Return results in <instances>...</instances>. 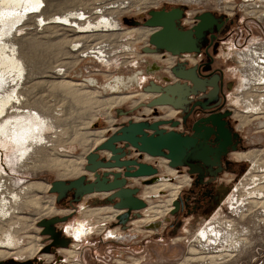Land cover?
Listing matches in <instances>:
<instances>
[{
  "label": "rangeland",
  "instance_id": "1",
  "mask_svg": "<svg viewBox=\"0 0 264 264\" xmlns=\"http://www.w3.org/2000/svg\"><path fill=\"white\" fill-rule=\"evenodd\" d=\"M54 1L59 5L47 10L46 15L51 18V22L46 27L40 25V17L32 19L28 18V15H25L16 27L7 33L0 24L1 40L5 44H13L19 51L23 42L28 43H24V47L27 48L26 53H18L24 69L20 77L14 72L16 80L10 82L11 88L18 83L17 89L20 90L21 101L16 111H35L44 117L47 115L46 118L54 122L57 131L52 130L51 133H47L48 141L43 142L34 152L32 148L24 161L5 163L6 173L0 178L6 181V186L1 192L4 196H8V199L13 192H18L20 197L17 202H13L12 199V203H8L9 212L0 219L2 225L0 227L3 228L2 230L12 231L16 244L0 247L8 252L6 256L0 257V264H264V205L254 202V200L264 201V161L254 165L251 160L238 159L235 152L228 154L223 160V170L202 181L201 203L195 211L189 212L180 211L174 206V202H178V197L190 193L192 188L193 176L188 173V167L180 166L174 169L168 166V162L163 163V158L149 156L151 158L146 161L159 167V179L169 176L174 179L173 181L169 179L170 183L177 185L179 190L181 186L182 188L174 202H168L173 193L171 187L161 189L159 196L147 201L144 196L145 190L146 186L151 184L144 185L139 179L132 180L131 186L140 187L138 195L147 201V206L144 207L145 209L132 211L130 218L124 223L118 219V214L124 210L114 217L111 216L116 209L112 202L105 201L103 195L106 194L96 193L91 194V197L85 195L79 201H72L73 191H69L60 200L57 198V192L50 191L53 181L58 179L69 181L84 173V165L87 163L85 156L92 150L94 139L98 138L100 143L120 126L128 123L129 119H178L181 116V109H176L178 113L173 117H165L161 108L163 106L158 107L159 113L154 115L153 110L139 105L152 98V93L145 92L142 87L147 84L150 77L162 82L163 76L168 75V64L163 62L165 58L163 59L160 54H156L159 55L157 58L153 57V54L145 55L147 52L143 50L148 46L149 36L152 33V28L144 25L149 16L148 12L152 9H170L177 6L184 8L181 25L188 28L195 23L197 15L205 11H211L216 16L229 20L220 33L218 44L211 50L214 64L207 70L200 68V74L202 77L215 74L223 79L221 108L226 111L231 110L233 113L230 120L241 140L237 151L249 150L250 153L263 150L264 101L260 98L264 93V84L258 85L256 89L254 83L243 85L241 79L246 73L244 70L247 71L251 65L255 66L252 60L255 62L256 58L264 59V6H262L264 1L224 0V3L223 0ZM69 10L84 12L85 18L81 20L82 22L88 19L97 22L102 17L118 19L123 29L140 27L144 29L145 34L138 38V34L128 36L125 33H117L120 30H110L108 27L105 29L104 26L103 29L101 26L98 30L94 28L79 32L77 27L55 22L57 16ZM252 10L257 14L249 13ZM19 26L23 29L17 31ZM113 31H116V34L103 36ZM82 34L89 36L84 39L79 38ZM100 42L107 44L104 51L108 59L106 64H102L98 57H83L84 50ZM74 43L79 44L74 46ZM55 44L59 45L58 49ZM7 49L9 53L10 49ZM224 52L231 56L226 58ZM241 52L245 53L243 56L245 55L247 60L237 55ZM249 53L251 56L248 57ZM199 57L200 53L193 55L195 59ZM143 59L147 61L144 62ZM156 59L162 61V63L157 61L161 68L151 70ZM236 60H242V63L238 64ZM189 64L193 63L189 62ZM139 68H143L145 73L149 70L148 72L152 74L146 77L148 80L146 79L142 86L123 87L120 88L119 93L113 92L109 86L104 87L109 81L115 83L113 81L115 75H129ZM59 69H62L65 78L58 72ZM154 73L159 76L155 77ZM258 74L260 75L261 72ZM172 77L175 79L173 75ZM91 78L97 79L93 82L95 84L90 82ZM64 79L84 84L72 85V88H60L56 83ZM4 82V80L1 82L2 89L7 85ZM86 91L91 97L87 98V102L74 99L76 93L84 95L86 99L88 95L85 94ZM133 91L148 95L141 99L136 97L139 101L136 104L128 100L127 103L122 102L108 107L103 101L113 95ZM242 98H251V101L262 106L255 110L247 108V102L243 103ZM130 109H134L133 112L125 113ZM195 118L197 117L193 114L191 121ZM180 129L184 132L190 131L186 127ZM94 132L102 133L98 136ZM107 153L101 152V155H108ZM262 155L264 159V154ZM67 167H77L82 173L69 174L70 172H66ZM169 168L174 170L172 175L168 173ZM183 174L189 176V184L182 182ZM33 182H40L45 187L25 190ZM257 187L263 190L262 198L250 193ZM33 197L38 199V205L31 202ZM192 203H195L193 198ZM160 204L166 205L162 207L167 208V211L170 207L172 209L168 213L165 211L166 214H157L153 218L151 216L153 213L147 212L146 209L149 206H161ZM49 207H53V210H49ZM96 207H107V210L92 213L87 219L84 218L83 209L90 211L99 209ZM64 216L68 218L56 223L55 228L59 237L66 242L57 243L50 234L43 233L45 228L40 223L44 219ZM104 216L108 218L104 219ZM143 218L152 221L139 222ZM136 219L138 224L134 223ZM80 222L85 223L91 235L88 234L82 241L77 242L65 230L68 228L67 225L74 228ZM158 222L160 225L157 228L148 226ZM211 224L216 225L220 232L211 239L199 238V240V230ZM102 226L105 228L101 229ZM106 229L120 230L123 239L107 238V232H104ZM0 236L3 237L2 233ZM77 243L79 245L75 246ZM30 245L38 247L35 255H31L28 249ZM68 248L75 251L74 256L68 250L65 251Z\"/></svg>",
  "mask_w": 264,
  "mask_h": 264
},
{
  "label": "water",
  "instance_id": "2",
  "mask_svg": "<svg viewBox=\"0 0 264 264\" xmlns=\"http://www.w3.org/2000/svg\"><path fill=\"white\" fill-rule=\"evenodd\" d=\"M148 15L144 25L156 29L149 36V45L143 49L147 53L167 51L173 55L185 52L198 55L206 32L215 24L220 25V21H225L211 11H205L197 15L194 26L185 28L181 25L184 8L178 6L152 9ZM210 67L208 64L203 68L207 70ZM155 68L160 69V66L156 65ZM200 71L198 65L187 67L186 62L179 61L171 68L175 80L164 76L166 83L151 79L143 87L145 92L156 96L139 105L150 108L154 115H158L159 106L181 109L184 113L181 119H129L128 123L120 126L86 154L87 163L82 175L69 181L55 180L50 185V191L57 192L59 200L73 191L72 201H79L85 195L106 194L103 195L105 201L112 202L114 209L124 210L118 214V219L124 223L130 218L132 211L147 206V201L138 195L140 187L131 186L132 180L139 179L144 185H149L159 178L158 165L146 161L145 155L165 158L168 166L174 169L187 166L190 175L202 170L200 163L220 167L221 155L230 142V135L224 129L225 121L212 115L201 118L202 126H199L200 121L196 122L192 132L180 129L186 124L188 115L196 106L201 105L203 97L214 98L221 80L223 82L218 75L208 74L202 77ZM194 96L198 98L195 99ZM212 134L218 140L215 147L209 143ZM101 152H108V155L102 156ZM174 206L177 209V201ZM67 218L68 216L42 220L40 224L45 228L43 233L50 234L57 243H65L66 240L59 237L55 224ZM159 225L160 222L148 226L157 228Z\"/></svg>",
  "mask_w": 264,
  "mask_h": 264
},
{
  "label": "bare ground",
  "instance_id": "3",
  "mask_svg": "<svg viewBox=\"0 0 264 264\" xmlns=\"http://www.w3.org/2000/svg\"><path fill=\"white\" fill-rule=\"evenodd\" d=\"M232 1H235V0H232ZM44 2H46V3H44ZM74 2H76V1H74ZM224 2L225 1L223 0V3ZM58 5L59 4L56 3L54 0H0V24H1L2 28L4 27V32L7 33V32H10L14 27H16L17 23H19V21L22 20L25 17V15H28V18H32V19L36 18L37 16L40 17L39 18L40 25L42 27L43 26L46 27L47 24L51 22L50 21L51 18L47 17V15H46L47 14L46 13L47 10L48 9L50 10L51 7H53V6L56 7ZM38 11H40V13H38ZM249 13L257 14L255 10L249 11ZM84 18H85L84 12H78V10L77 11L69 10L68 12H66V13L64 12L63 14L57 16L56 19H55V22H60V23H63L65 25H68V26H71V27H77L79 32L90 31L91 29L93 30L94 28L98 30V28L101 27V26H102L101 28L103 29V26H104L105 29H106V27H108L110 30H120L117 33H123V34L125 33L128 36H134L135 34H138L139 35L138 38H140L142 36V34L143 35L145 34L144 33V29H141L140 27L139 28H134V29H131V30L123 29L122 23L118 19H113L112 20L110 18L108 19V18L102 17L97 22H93V21H91L89 19L84 21V22H82L81 20H83ZM50 26H48V27H50ZM21 27L22 26H19L17 31L23 29ZM123 30H125V31H123ZM142 30H143V32H142ZM115 32L116 31H113L111 34L110 33L109 34L101 33V34H103V36H109V35H113ZM86 36H89V35L82 34V35H80L79 38H83L84 39V38H86ZM1 37L2 36L0 35V177H4V174L6 173L5 172L6 171L5 163H7V164L11 163L12 164L14 162H18V161H22V160L24 161L25 157L32 150V148H33V152H34L39 146H41V144L43 142L48 141V139L46 140V138H48V136L46 135L47 133H49V132L51 133L52 130H53V132L54 131L57 132V131H56V126L54 125V122H52L51 120L46 118L47 115H46V117H44V116H42L41 114H39L38 112H35V111L34 112H28V111H24V110L22 112H17L16 111V110L19 109L17 107H18V105L20 104V101H21V96H20V92H19L20 90L18 91V89H17L18 88L17 87V85H18L17 82H16L17 84L15 86H13V88L10 87L11 86L10 82L16 80L15 76L13 75L14 72H16L17 76L20 77V75H21V73H22V71L24 69L23 65H22V62L20 61V57H18V53L19 52H21V53L25 52L26 53L25 50L27 48L24 47V43L26 44L27 42L26 41L23 42L20 50L18 51L15 45H13V44H11V45L5 44L1 40ZM55 43H57V42H55ZM78 44L74 43V46H76ZM100 44H102V42H100ZM104 45H105V43H104ZM56 46H57L56 48L58 49L59 45H56ZM7 48L10 49L9 53H7V51H8ZM126 49H128V48H126ZM105 50L104 49H99L98 52L96 53L97 57L100 59V61H102V64L108 63V59H106L107 54L104 52ZM84 51L85 52L83 53V55L85 57L86 55H88L87 53L89 51H88V49L84 50ZM114 52H116V51H114ZM156 54H158V53H153V57H156V58L159 57V55H156ZM241 56H243V54H241ZM247 56L249 57V56H251V54L249 53ZM170 59H168L166 61V63L169 66L172 65V60H170ZM109 61H110V59H109ZM160 62L162 63V61H160ZM252 63L255 64V66L251 65L249 67V69H247V71L244 70L246 73L243 74L241 82L243 83V85H249L250 83H254L253 86H254V88L257 89L259 87L258 85L264 84V59L259 60V59L256 58L255 62H254V60H252ZM58 72L63 74V76H64L63 78H65L66 75H64V72L62 71V69H59ZM259 72H261L260 75L258 74ZM156 75L159 76V74H155L154 76L156 77ZM147 76H152L151 72L147 71L145 73L143 68H141V69L139 68V69H137L136 71L132 72L129 75H122V74L115 75L113 77V81L115 83H112V81H109V83L104 85V87L106 88V87L109 86L113 90V92L119 93V91H121L120 88H123V87L124 88L125 87L129 88V86H130V87L133 88V86L136 87V85L138 87L142 86L144 84V82L148 80L146 78ZM2 80H4L6 82V84H7L6 87L3 88V89H2V84H1ZM96 80H95V78H91L90 82L93 83ZM56 84H58V86L60 88H65L66 89L68 87H71L72 85L75 86V85H80V84H84V83L83 82L82 83H78V82H75V81L70 80V79H64V80H61L60 82H58ZM93 84H95V83H93ZM12 85H14V84H12ZM73 92H75V91H73ZM263 92H264V86H263ZM85 94L86 95L88 94L86 96V99H85L84 95L82 96V94L80 95V94H77V93L75 94L74 99H77V100H80V101L83 100V101L87 102L86 101L87 98H91V97H90V93L88 91H86ZM147 95H148V93L133 91V92L126 93V94L125 93H121V94H118V95H113L112 97H109V98H107V99H105L103 101H105L107 103L108 107H112L113 105L119 104V103H122V102H126L127 103L128 100H131L134 104H136L137 102H139L136 99V97L141 99V98L146 97ZM239 98H241V96H239ZM242 99H243V103L247 102V108L249 107L250 109H254L255 110L256 108H258V107L261 108V106H262V105L256 104L253 101H251V98H249V99L242 98ZM260 100L264 101V93L262 94ZM161 108H163V110H164V114H165L164 116H173L175 114V111L172 108L165 107V106H163ZM58 116H60V115H58ZM101 133L102 132H94V134H96L98 136ZM94 134H92V135H94ZM92 139H94V138H92ZM92 142L93 143L91 145V149L93 147H95L96 145H98V143H99L98 142V138H96V140L94 139ZM94 142H95V144H94ZM262 154H264V149L263 150L259 149V150L254 151V152H250V153L248 152V153L242 155L241 158H243L245 160H251V162L254 165H258L261 161H264V159L262 158V156H263ZM33 157H34V155H33ZM33 157H32V160H33ZM145 158H146V155H145ZM32 160H30V161H32ZM28 162H29V160H28ZM163 163L166 164L167 163V159L164 158L163 159ZM66 172L67 173L70 172L69 174L75 173L77 175L79 173H82V172H79L77 167H74V168L73 167H67L66 168ZM168 173L172 175L174 173V170L169 168L168 169ZM182 177H183L182 182H186V183L189 182L187 176H182ZM2 179L3 178H0V219H1V217H5V215L8 214V212H9L8 211L9 209H7L8 205H9L8 203L11 204L12 203V199H13V202H17L19 197H20L18 192H13V193L11 192L13 195L11 197H9L10 199H8V196H4L1 191L5 189L6 181L2 180ZM169 179H171V178H169V176H166L163 179H159L158 178L157 181H155L151 185L149 184L150 186H146L145 195H144L146 200L147 201H151V199H154L155 197L160 195L159 191L161 189H164L165 187H171L173 193L171 194V198L168 199L169 200L168 202L174 201L175 197L177 196L179 187L177 185H175V184L170 183ZM261 186H259V187H261ZM27 187L28 188H26L25 190H32L34 187L42 188V187H45V186L42 183H40V182H33V183L29 184ZM259 187L253 188L250 191V193H254L253 195L257 194V198H262L261 194H263V190H262V188H259ZM249 196H251V195H249ZM31 200H32L31 201L32 203H34L36 205L39 204V201H38L37 198L33 197ZM254 202L255 203H260V204L262 203L264 205V201L263 202H259L258 200H254ZM152 203H153V201H152ZM162 205L166 206L164 204H162ZM162 205L161 206H152L151 205L152 207L149 206V208H147L146 210H147V212H152L153 215H151V214L150 215L153 218H155V216L157 214L158 215H160V214L163 215L165 213V211L168 210L167 208L165 209L164 207H162ZM168 207H170V206H168ZM52 208L53 207H49L48 209L52 211L53 210ZM106 210H107V208L93 209L91 211L83 209L82 212L85 214L84 218L87 219V217L92 215V213H98V212H102V211H106ZM117 212H119V211H117ZM150 215H148V216H150ZM106 217L104 216V219ZM104 219H102V220L104 221ZM141 221H143L144 223H147L148 221H152V220L149 219V218L148 219L147 218H143L139 222H141ZM134 223L138 224L137 220L134 221ZM74 224H76V223H74ZM89 224L92 225L91 223H89ZM0 226H2V225L0 224ZM67 226H68V228H66V233L69 236L75 238L77 242L82 241L89 233L88 228L86 227L85 223H83V222H80L78 226L73 225V226H76L74 228H72L69 225H67ZM224 226L227 227V225H224ZM2 229L3 228L0 227V234L2 233V235H3V237L0 236V247H7V246L16 245V244H14L15 243V240H14L15 236L13 235L12 231H10V230L9 231L8 230L5 231V230H2ZM94 231H96V230L94 229ZM219 232L220 231L216 228V225L211 224V225H208V226H204L198 232V239L199 238H205V239L206 238L207 239L210 238L211 239V237L213 235L216 236ZM230 235L232 237L231 233H230ZM219 236L220 235H218V237ZM106 237L107 238L110 237L112 239H123V235H122L120 230L109 231V232H107V236ZM202 243H204V242H202ZM75 245L78 246L79 244L77 243ZM22 249H27V248H22ZM28 249H29L31 255H35L36 252L38 251V247H35L33 245H30L28 247ZM65 251H67V249ZM68 252H70V254H72L73 256L75 255V251H73V250L68 249ZM7 254H8V252L6 250L0 249V257H4ZM47 255H49V254H47ZM49 258H50V255H49ZM212 259H214V258H212Z\"/></svg>",
  "mask_w": 264,
  "mask_h": 264
},
{
  "label": "flooded vegetation",
  "instance_id": "4",
  "mask_svg": "<svg viewBox=\"0 0 264 264\" xmlns=\"http://www.w3.org/2000/svg\"><path fill=\"white\" fill-rule=\"evenodd\" d=\"M224 20H225L224 23L220 21L219 22V23H221L220 25L215 24L212 27V29H210V30H208L206 32V35H205V38H204V42L202 43V47H201L202 49H201V53H200L199 59L195 60V58H193L194 54L187 56L191 62H195L196 61V63H193V64L187 63V67H192L194 65H198L200 68H203V67H205L208 64H210L211 66L214 64V57L211 54V50H213L214 46H216L218 44L219 39H220V33L225 28V26L227 24V21H229L227 18H225ZM196 22H197V20H195V23ZM195 23H193L192 26H194ZM184 27L188 28V26H184ZM153 30H154V28H152V31ZM224 54H225L226 58H229L228 56H231V55H229L226 52H224ZM241 54H245V53L241 52V53H239L237 55L240 58H244L246 60L248 59L245 55L241 56ZM168 59L172 60V63H173L174 57L172 55H171V57L168 56L167 58H165L163 60V62L165 61V63H166V61ZM236 61H237L238 64L242 63L241 61H238V60H236ZM170 66L168 65V67H170ZM167 71H168V74L171 75V73H170L171 71H169V68H168ZM212 76H215V74L212 75ZM222 86H223V82L221 80L220 86H219L220 88L218 90V93L215 95V97L212 98V99L204 98V99L201 100V105L196 106L195 109L188 115L186 124H184V128L185 127L189 128L190 129L189 132H192V128H193V126H194V124L196 122L200 121L199 122V126H202L203 122L201 121V118L214 115L216 117H220L221 120L225 121L224 129L226 130V133L228 135H230V142L228 143V145L226 147V150L221 155V158H220L221 166L220 167H218V166H209V165L205 166L202 163H200V166H202V170L193 173V175H192L193 176V179H192L193 183L191 185L192 188L190 189V193H185V195L178 197V208H179L180 211L188 210L189 212H192V211H195L198 208V206L201 203V201H200L201 197L200 196L202 194L201 189H200V187H201L200 184L202 183V181L204 179H207L208 177H210V176H212L214 174H217V173H219L220 171L223 170V160L225 159V157L228 154L235 152V155L237 156L238 159H243V158H241V156L249 152V150L248 151H237L239 146H240L241 140H240V136H239L238 132L236 131L235 127L232 125L231 120H230V118H232V116H233L232 111L231 110H227L226 111L224 109L222 110V108H221V105H222V92H223ZM165 107L172 108L175 111L174 115H176L178 113V110L174 109L173 107H170V106H165ZM162 112H163V116H164V111H162ZM193 114L197 118H195V119H193V121H191V118H192ZM222 114H226V115L225 116H221ZM173 116H165V117H173ZM183 116H184V113L181 112V116L179 117V119H181ZM209 143L212 146H214V147L218 145V140L216 139V135H214V134L211 135V137L209 138ZM148 157H149V155H147L146 160L151 158V157H149V158ZM243 160H245V159H243ZM194 169H198V167H194ZM181 176H187L189 182L186 183V184L190 183V178H189V176L187 174H183ZM171 180L173 181L174 179H171ZM181 188H182V186H181ZM181 188H180V190H181ZM180 190L178 191L177 196L179 195ZM177 196L175 197L174 201L176 200ZM192 198L195 200V203L191 204V199ZM96 208H107V207H96ZM171 209H172V207L169 209V211ZM117 211L120 212V210L116 209V210H114V213L111 216L114 217L115 214L119 213ZM169 211H167L166 213H168ZM106 218H108V216ZM109 219H111V218H109ZM104 228L105 227L103 226L102 229H104ZM106 230L104 232H109V231H112V230L116 231L117 229H112V230L108 229L107 231ZM65 232H66V230H65ZM88 234H90V231H89ZM106 236H107V234H106ZM68 249L71 250V248H68Z\"/></svg>",
  "mask_w": 264,
  "mask_h": 264
},
{
  "label": "built area",
  "instance_id": "5",
  "mask_svg": "<svg viewBox=\"0 0 264 264\" xmlns=\"http://www.w3.org/2000/svg\"><path fill=\"white\" fill-rule=\"evenodd\" d=\"M264 1V0H263ZM262 6H264V4L262 5ZM264 8V7H263ZM264 15V14H263ZM155 29L156 28H154V30L153 31H155ZM148 45H149V42H148ZM106 44L104 45V43H102V44H100V43H98V44H93L92 46H91V48H89L88 49V55H86L85 56V58H87V57H97V52H98V50L99 49H104L105 50V48H106ZM105 47V48H104ZM153 53H147V54H145V55H148V56H151ZM158 54H160L161 55V57L162 58H167L169 55H172L173 57H174V61H173V63H172V65L170 66V67H168V68H170L169 69V71H171V68L177 63V62H179V61H181V62H186V63H189V62H191L190 60H189V58L187 57L188 55H193L194 53H191V52H185V53H182L181 55H173V54H171L170 52H163V53H158ZM195 56H196V54H194ZM83 57H84V55H83ZM195 60H197V59H195ZM143 61L144 62H146L147 60L146 59H143ZM157 61H159L158 59H156V61L154 62V64H153V66H152V70H160V69H157V68H155L156 67V65H159V62H157ZM192 63H196V61L195 62H192ZM160 66V65H159ZM160 68H161V66H160ZM148 69H150L149 67H148ZM147 71H149V70H147ZM167 73H168V71H167ZM164 76H169L172 80H175L176 79V77H175V79H173V77H172V73H171V75H164ZM164 76H163V81L161 82V81H156L155 79H153V80H155L156 82H159V83H166V81H165V79H164ZM152 79V78H151ZM150 79V80H151ZM149 82V81H148ZM147 82V83H148ZM142 87H144V85L142 86ZM154 96H156V94H153L152 93V97H154Z\"/></svg>",
  "mask_w": 264,
  "mask_h": 264
},
{
  "label": "crops",
  "instance_id": "6",
  "mask_svg": "<svg viewBox=\"0 0 264 264\" xmlns=\"http://www.w3.org/2000/svg\"><path fill=\"white\" fill-rule=\"evenodd\" d=\"M92 195H89V197H91Z\"/></svg>",
  "mask_w": 264,
  "mask_h": 264
}]
</instances>
